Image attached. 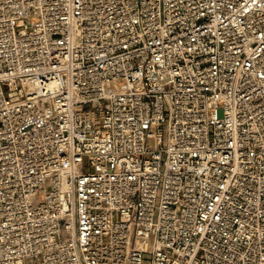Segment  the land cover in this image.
<instances>
[{"label": "built area", "instance_id": "built-area-1", "mask_svg": "<svg viewBox=\"0 0 264 264\" xmlns=\"http://www.w3.org/2000/svg\"><path fill=\"white\" fill-rule=\"evenodd\" d=\"M0 264H264V0H0Z\"/></svg>", "mask_w": 264, "mask_h": 264}]
</instances>
